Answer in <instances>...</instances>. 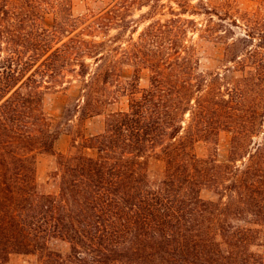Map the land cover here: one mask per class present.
<instances>
[{
    "label": "trees",
    "instance_id": "16d2710c",
    "mask_svg": "<svg viewBox=\"0 0 264 264\" xmlns=\"http://www.w3.org/2000/svg\"><path fill=\"white\" fill-rule=\"evenodd\" d=\"M14 13L22 16L20 21L27 17ZM76 30L6 29L0 21V259L14 250L37 249L47 234L59 233L77 252L78 245L88 249L87 264H119L122 258L104 255L120 237L128 246L133 238L127 236L139 233L136 229L174 246L171 253L155 240L159 252L149 255L159 257L160 264H238L228 239L242 231L239 240L245 244L252 229L234 230L226 240L220 233L221 207L201 199L198 186L216 177L213 170L228 172L233 177L226 187L233 193L228 204L238 200L237 194L249 213H261L264 173L258 170L264 164V138L255 152H248V160L243 156L245 168L235 165L238 172L234 165L198 157L194 143L225 126L235 131L233 150H243L258 127L264 130V44L233 42L226 48L225 72L208 76L199 70L195 45H181L173 60L169 50L117 45L115 36L88 38ZM245 35V41L264 38L251 27ZM4 38L23 43L4 47ZM133 55L139 66L151 69L150 85L140 86L138 72L128 79L129 110L113 112L106 131L87 145L97 148V155L62 154L60 195L40 194L35 156L54 151L60 133L43 108L47 89L72 74L82 82L83 112L98 114L109 100L106 86L118 75V64ZM153 153L167 163L166 178L158 186L148 175ZM70 206L90 213L78 218L79 227L68 214ZM219 237L228 245V261ZM95 241L104 244L101 253Z\"/></svg>",
    "mask_w": 264,
    "mask_h": 264
},
{
    "label": "rangeland",
    "instance_id": "374dc122",
    "mask_svg": "<svg viewBox=\"0 0 264 264\" xmlns=\"http://www.w3.org/2000/svg\"><path fill=\"white\" fill-rule=\"evenodd\" d=\"M0 4V21L6 29L16 28L17 25L33 28L34 31L55 28L66 33L77 28L75 32L82 30L88 38L92 34H96L97 39L115 36L113 43L117 45L132 46L137 43L147 49H161L162 53L169 50L173 60L181 45H195L199 49V70L208 76L216 71L225 72L223 67L229 58L226 48L233 42L241 45L264 44V38L259 35L254 40L243 39L247 27L264 35V0H0ZM13 11L27 17L20 21L22 16L17 17ZM3 42L6 47L22 41L18 38H4ZM133 56L134 59L123 60L118 64V75L113 76L114 80L110 78L112 81L105 85L109 100L98 114L89 116L83 112L85 102L79 100L82 82L72 74L63 78L67 81L62 85L47 89L43 108L60 133L54 151H40L35 156L40 194L60 195L63 167L59 160L62 154L97 155V148L87 145L95 144L94 137L106 131L113 112L129 110L131 96L124 90L128 79L138 72L140 86L150 85L151 69L139 66ZM263 131V128L258 127L254 136L249 137L247 147L235 151V131L224 126L210 137L196 140L194 151L205 160L231 164L234 165L233 169L235 165L245 168L242 158L247 155L244 160H248V152H255L258 143L263 141ZM166 170V160L158 153H153L148 160V175L155 186L166 178ZM258 171L264 173V164ZM213 172L216 177L209 176L199 184L198 196L221 207L218 209L219 220L224 228L220 229V233L225 234L226 240L234 230L252 229L247 232L249 237L242 234V237H247L245 244L239 240L242 231L235 238L228 239L232 242L229 249L234 250L235 255L238 254L239 263L263 264L264 208H261V213L252 215L237 194L238 200L228 204L233 193L230 189L226 190V187L232 185L233 177L228 172L225 175L217 170ZM68 211V214L74 216L72 219L78 227V218L90 214L82 213L79 206H70ZM134 232L139 233L132 232L127 236L133 238L126 242L128 246H123L125 238L120 237L116 241L118 246L108 256L104 255V258H122L119 264H160L159 257L149 255L152 250L159 252L155 240L171 253L175 250L173 245H168L169 242L160 244L159 239H149L142 230L135 229ZM219 239L224 241L223 252L228 261L231 255L228 245L224 239ZM41 243L42 246L37 249L7 253L5 259L0 261L2 264H87L89 261L85 258L88 252L86 247L78 245L77 252L73 242L59 233L47 234ZM94 247L97 253H101L104 244L95 241Z\"/></svg>",
    "mask_w": 264,
    "mask_h": 264
}]
</instances>
